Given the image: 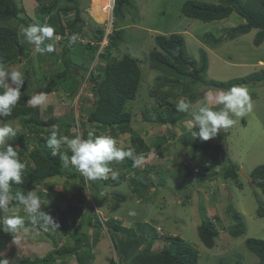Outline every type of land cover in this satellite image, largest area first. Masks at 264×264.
Returning <instances> with one entry per match:
<instances>
[{
  "label": "trees",
  "instance_id": "obj_1",
  "mask_svg": "<svg viewBox=\"0 0 264 264\" xmlns=\"http://www.w3.org/2000/svg\"><path fill=\"white\" fill-rule=\"evenodd\" d=\"M58 1L34 0V16L37 19L42 14L46 15L42 22L55 28V44L62 45V55L61 57L58 56L62 70L50 82H47L46 76H43L44 78L39 80H32V71L25 70V83L21 91L33 90L37 87L38 91L50 96L58 94L60 90H63L67 97H72L84 79L83 74L88 72L87 81L92 84V95L95 97V100L92 103L91 110L87 114L85 123L94 126L98 132L107 133L115 139L118 135L130 134L129 145L123 148H133L136 156L150 153L151 148L156 149L161 147L166 143L171 132L167 131V133L160 137L146 142L131 128L133 116L131 111L126 108V104L128 101L135 99L142 77L139 61L129 55H122L117 58L112 54L113 51L119 49L123 41L121 30L116 29L114 26L112 33L107 37L108 45L100 52L98 43L102 41L104 36V31L101 28H96V35L92 37V41L81 46L79 37L81 26H84L85 22L81 18L79 8L74 0H61L65 2L64 4H59ZM27 3L30 2L27 0ZM122 6L125 7L122 9ZM133 9H136V6L131 0H115L113 17L123 20L124 16L122 12L126 11L134 14ZM73 12L75 14L74 20L66 22L62 20V18L67 17ZM179 13L184 18V21H199L204 24L222 21L233 14H237L243 19V24L235 28L225 29L220 37H215L209 31L201 34L200 41L207 47L215 48L225 40H234L248 34L252 30H257L253 40L254 46L258 47L264 42V0H217L216 3L186 0L181 4ZM21 14L22 8H19L16 0H0V65L16 64L21 59L19 55L21 44L16 28L21 24L28 26V23H30L29 20L21 18ZM11 23H16V26H11ZM73 35L78 37L74 43L70 41V36L72 37ZM154 40L156 49L148 53V61L151 70L158 74L155 88L160 90V95L158 94L160 97L155 98L158 109L155 110L154 118L148 111L142 113L144 120L151 124L168 126L170 128H176L180 125L183 122L182 120L188 117V115L177 111V100L183 99L193 104L197 96L193 93L192 88L197 84H209L217 88L230 89L233 86H242L254 81L264 80V69L262 68L252 75L228 82L206 81L208 55L205 50L200 49L198 60L191 57L187 52L184 37L180 33L156 35ZM80 49H83L84 52L81 53ZM95 56H97L98 62L103 64V67L99 68L100 71L96 74L93 70L89 69V65ZM75 70L80 72L79 76L74 75ZM164 88L167 90H164ZM2 91L0 89V92ZM28 99H30L29 96L25 98L21 96L17 105L13 108L11 116L0 117V124L13 123L24 131L17 132L16 137L9 141V145L18 150L21 161L26 164L23 183L13 185L12 191H24L25 193L36 191L41 197L43 210L53 217L54 221L59 225V229L44 231L43 229L29 227V233L32 235L35 234L33 231H38L47 237L48 241H50L48 242L49 244L52 241L50 251L42 256L35 254V252L29 254L25 252L13 253L11 251L10 258H6L5 253L8 251L7 247L12 236L0 231V260L6 259L8 264H95V254H93L92 249L96 245V240L91 242L87 234V229L91 225V216L88 215L85 220L83 218L87 213H91L95 217L97 227L100 228L101 222L95 211L96 205L83 199L78 201L71 209H66V200L72 197L73 194L77 196L82 195L83 197L90 194V200L98 204L96 210H100L104 208V201L106 200L113 199L122 204L128 200L127 192L122 193L120 190H115L118 186L121 187L123 182L130 183L134 192L142 199L145 198L143 191L148 192V185H151L154 181H158L159 183L161 181H152L151 178L147 177V173L145 176V169V171L133 170V161L127 158L124 162H121L124 164L118 177L113 178V176H110L101 181L85 180L72 166H64L59 154L53 156L52 150L46 144L53 125H58L63 133L66 134L76 125L73 110L63 117L53 118L49 116L47 119H43L40 107H32L27 103ZM168 99H173L174 104L171 103L172 101L169 102ZM163 106L166 107L162 109ZM83 126L84 123L80 127L83 129ZM88 132L87 129L82 130L85 139ZM94 134L96 135L97 132H94ZM228 134L229 129L220 130L216 136L217 140L218 138L221 140ZM181 144L188 149V155H191L189 157V164L185 166L186 169L183 171L184 176L191 178L194 184L213 181L219 175L224 180L231 179L235 182L239 168L230 163V161H227L223 145H211L205 141H201L199 138L184 139L181 141ZM61 151L63 152V150ZM113 163L119 164L112 162L109 164V167ZM192 165L199 168V174H192ZM152 166L147 167H151L152 169ZM217 166L220 167V171L218 172L215 170ZM123 170H126L127 173L125 174ZM131 171L134 173L128 180L127 176ZM147 172L153 173L150 169ZM55 177L70 180L71 183H66L65 188H61L63 190H60L59 187L56 189L53 186L47 185L46 182ZM146 177L151 180L148 185L144 184ZM250 177H252L254 185L257 186L264 196V165L256 167L250 174ZM41 187H45L46 190H42L43 188ZM57 192L63 197H60ZM45 193L57 195V203L59 205H46L44 199L45 197L49 199V196ZM186 199L188 198L184 199L185 202ZM131 200L133 199L131 198ZM135 205L137 204L135 203ZM16 206L17 203L13 200L10 203V208H16ZM71 212L72 217L70 216ZM257 213L260 217L264 216L263 209H259ZM15 214L22 215L21 211ZM230 217L235 223L234 226L227 229L228 235L233 238L245 235L246 229L242 223L240 214L234 210H230ZM69 220L70 224L68 223ZM127 220L133 222L136 219L127 218ZM105 225L108 231H112L113 233H120V229L124 233L123 228H126L119 221L111 219L107 220ZM151 230L153 234L152 243L156 238V234L152 228ZM218 234V230L210 220L202 222L197 227L198 238L206 249H212L215 246ZM130 236L138 240L137 235L130 233ZM54 239L58 240V242H55ZM162 239L165 241V244L161 251L150 252L148 248L147 251L137 252L132 257L124 259L123 262L120 259L115 261L111 256H108L106 258L107 262L103 264L198 263V251L184 242L180 237L166 236ZM41 243L38 242L37 244ZM244 245L258 258L259 264H264V239L250 237L245 240ZM13 254H16V256ZM67 258L71 259L70 263L64 261Z\"/></svg>",
  "mask_w": 264,
  "mask_h": 264
},
{
  "label": "rangeland",
  "instance_id": "obj_2",
  "mask_svg": "<svg viewBox=\"0 0 264 264\" xmlns=\"http://www.w3.org/2000/svg\"><path fill=\"white\" fill-rule=\"evenodd\" d=\"M16 1L18 2L19 8H22L21 18L30 21L28 25L47 24L42 22L46 15L42 14L38 16L37 19L35 18L34 0H28L30 3H27V0ZM74 1L79 8L81 18L85 22V25L81 26L79 42L81 40L86 44L92 41V37L96 35V28L103 29L104 33L107 34H104L103 37L109 36L111 31L109 32L107 29L110 28V25L112 28L115 26L116 29L121 30L123 41L119 49L113 51V56L119 58L122 55H129L140 62L141 84L135 99L128 101L126 108L131 111L133 116L131 128L146 142L160 137L165 129V127L146 122L142 115L144 111H148L154 118L155 112H153V107L156 104L154 103V99L160 97V90L155 88L158 74L151 70L148 61V53L156 49L154 40L156 35L170 34L178 29L179 26H182V29H186L189 35L182 36L184 37L188 54L198 60L200 49L207 52L208 70L205 75L206 81L228 82L233 79L252 75L262 68L264 69V42L258 47H255L253 44L257 30H252L248 34L234 40H225L215 48L207 47L200 41L201 34L207 31L213 33L215 37H220L225 29L235 28L243 24V19L237 14H233L227 19L219 22L204 24L199 21H184V18L179 13V8L186 0H131L136 6V9H133L135 13L130 14L126 11L122 12L124 16L122 20L112 17V0H102V4L100 2V5L97 4L98 0H94L93 3H91L92 0ZM198 1L216 3L217 0ZM58 2L59 4L65 3L61 0ZM104 3H106L108 7L104 6ZM100 7L103 9H100ZM124 7L125 6H122V9ZM74 18L75 14L73 12L67 17L62 18V20L66 22L72 21ZM96 20H99V23L96 22ZM13 25L16 26V23H11V26ZM24 27H27L26 24H21L16 28L21 44L19 52L21 59L19 63L6 65V70L20 71L24 76L25 70H31L32 80L42 79L44 78L43 76L47 77V82L54 80L57 73L62 70L60 61L58 60V56L61 57L62 55V45L59 46L55 44L54 52L41 54L33 50L35 45H29L21 35V29ZM112 28L111 30H113ZM106 39L105 37L104 40ZM81 44V46H84L83 43ZM80 52H84L83 49H80ZM102 67L103 64L98 62L97 56L94 57L89 65V69L93 70L95 74L98 73L100 71L99 68ZM74 75L79 76L80 72L75 70ZM83 75L84 79L81 81L78 89L79 101H77L76 98L67 97L61 93L63 90H60L59 94L56 93L48 96L46 103L39 106L43 119H47L49 116L53 118L63 117L73 110L76 125L70 129L72 134L69 135L64 133L70 137L78 132L76 127L81 126L82 123H84L83 129L88 130L91 127L85 123V120L88 112L92 108L95 97L92 96V84L87 81L88 72ZM242 86L246 87L249 92L252 110L246 112L242 117L232 115L231 118L234 123L228 128L229 134L221 140H219V138L217 140V137H214L205 141L211 145H223L227 161H230V163L239 168L235 182L231 179L224 180L221 175H219L213 181H204L194 184L191 178L184 176L183 171L186 169L185 166L189 164L185 165L184 163H186L188 157L191 155L180 156V152L187 154L188 149L181 146L179 142L184 139H192L191 132L187 125L189 118L185 117V122L178 125L176 128H172L176 134H174L168 144H166L169 148H175V158L177 160L182 159L181 162L178 163L176 167L173 166L172 171L167 172L166 170H162L159 175L155 174L156 168L154 166H152V169L151 167H147L145 171V176L147 173V177L151 178L152 181L158 178L161 181L160 187H155L157 192L151 193L149 197H145L142 205H135V200H131L129 196L131 193L127 194L129 198L124 204L116 202L113 199L106 200L104 202L108 203V209L105 213H101L102 215H98L100 217L99 221L102 224L101 228L97 227V222H91L90 226L93 233L92 235L90 234V241L93 242L96 240V245L92 249L93 254H95V260L97 259L95 261L96 264H99V262L101 264L107 262L106 258L108 256H111L115 261L120 259L123 262L125 257L130 258L137 252L147 251L153 237L152 231L149 230L145 235L141 232L140 235L143 236L135 240L130 236V233L134 235V230L128 228L132 225L128 224L129 221L127 220V218H132L143 223L145 216L149 218L145 221L146 226L154 229L159 226L164 236H178L184 242L195 248L199 253L197 264H259L258 258L245 247L244 242L250 237L264 239V216L260 217L257 213L259 209L264 210V196L256 185L250 184L248 180L240 174V171L250 176L256 167L264 165V80L254 81ZM21 89H23V87ZM164 90L167 89L164 88ZM217 90L228 89L217 88L209 84H197L194 86L192 91L197 94V98L192 104L193 110H198L200 106L207 103V93L210 91L215 93ZM39 93L41 92L35 87L33 90L21 91V96L24 98L29 96L31 98L33 95ZM177 101L179 102L180 100ZM59 102H62V105H60ZM211 106L213 110H218L222 107L214 104ZM8 124L16 128L17 132H24L18 125L13 123ZM85 124L87 125L85 126ZM80 131H82L81 128ZM183 133L186 134L184 137ZM129 136V134L119 135L117 137L118 145H127L129 143ZM9 141H7V144H9ZM61 150L67 151L64 146H62ZM172 162L174 161H170V163ZM226 164L228 165V163ZM119 165H121V169L119 170H122V163ZM149 169L154 172H147ZM215 170L218 172L220 168L215 167ZM147 177L144 180V184L148 185L151 180L147 179ZM154 182H156L154 184L159 183L158 181ZM46 183L47 185L53 186V188L57 189L59 187L60 190H63L61 188H65L67 185L66 183H71V181L55 177L48 180ZM150 187H153L152 184ZM41 188H43L42 190H46L45 187ZM127 189L126 184H123L120 188H116L115 190L126 193ZM145 192L146 191H143V193ZM45 194L49 196V199L46 197L44 199L46 205L53 206L58 204L57 195ZM57 194L63 197L60 193L57 192ZM73 195L76 196L75 194ZM87 197L88 195L84 196V199L87 200ZM185 198H189V201L185 202ZM177 201H179V203ZM83 204L85 203L83 202ZM68 208H71V202L67 199L66 209ZM230 210H234L240 214L242 223L246 229L245 235L236 238L228 235L227 229L234 226L235 223L230 217ZM19 211H21V216L25 215L22 208ZM72 212L70 214L71 217ZM130 212H135V215H130ZM2 215L7 214L0 212V216ZM88 215L92 214L87 213L83 219L85 220ZM115 216H123L126 220L124 222L126 228H123L124 233L123 230L120 229V233H123V238L119 237L120 233L108 231V236L111 239L110 241L106 236L107 234H105L107 233L106 226L103 224L105 223L104 219L109 218L115 220ZM207 220L212 221L219 233L215 241V246L212 249H206L197 235V227ZM68 223L70 224V220ZM33 232L35 233L33 235L31 233L26 236L22 234L18 244H14L11 239L5 257L10 258V254H12L11 251L13 253L25 252L29 254L35 252V254L40 256L50 251L52 241L51 244H49L48 242L50 241H48L43 233L40 234L38 231ZM155 239H158V236H156ZM101 240L103 241L101 242ZM37 241H46L47 243L36 245L35 242ZM54 241L58 242L56 239H54ZM158 249H160V247L157 245L153 247L154 251ZM14 256H16V254ZM64 261L70 263L71 259L67 258L66 260L64 259Z\"/></svg>",
  "mask_w": 264,
  "mask_h": 264
},
{
  "label": "clouds",
  "instance_id": "obj_3",
  "mask_svg": "<svg viewBox=\"0 0 264 264\" xmlns=\"http://www.w3.org/2000/svg\"><path fill=\"white\" fill-rule=\"evenodd\" d=\"M114 4L115 0H112V17ZM54 33L55 28L48 24H32L21 29V35L25 38L27 43L29 45H35L33 50L41 54H48L55 51ZM105 37H103L102 41L98 43L99 52L108 45V38L104 40ZM77 38L78 37L76 35H73L72 37H70V41L74 43ZM80 42L83 43V45L85 44L81 40ZM24 83V74L22 72L15 70L8 71L6 70L4 65H0V89L3 90L2 92H0V117L11 116L13 108L20 100L21 88L23 87ZM78 89L77 92L71 97L76 98L77 101H79L80 99V97L78 96ZM59 93L60 91L58 92V94ZM63 94L65 95L66 93ZM47 97L48 96L44 93L35 94L27 100V103L35 108L45 104L47 101ZM168 100L169 102L172 101L171 103L174 102L173 99ZM206 100L207 103L200 106L198 110L195 111L193 110V105L183 99H181L176 104L177 111L186 113L190 117V119L187 121V125L189 131L191 132V137L194 139L199 138L201 141H208L216 137L221 129L227 130L228 128H230L234 123L233 119L231 118L232 115L242 117L246 114V112H250L252 110L251 97L247 88L243 86H233L228 90H217L215 93L210 91L206 95ZM59 103L60 105H62V102ZM154 103H156L155 99ZM213 104L220 105L222 107H220L218 110H213V107L211 106ZM165 107L166 106H163L162 109H164ZM153 108V112H155V110L158 109L157 104H155ZM80 128V126L76 127L78 132L70 137L69 135L72 134L70 131L67 133L69 135H65L58 125H53L51 127L50 135L48 136L46 144L47 147L52 150L53 156H56L57 154L60 155V159L62 160L64 166H72L86 180L101 181L109 178L110 176H113V178L118 177L121 171L114 170V167L118 166L121 162H124L126 158L133 161V170L136 171H145L147 169V166L154 165L153 159H155L154 157L156 156V154H152L157 149L151 148L150 153H145L146 156L143 154H139L140 156H136L134 154L135 150L133 148L129 147L125 149L123 147H119L117 138L115 139L107 133L104 134L102 132H98L94 126H91L88 129L89 132L86 139L83 137ZM167 131L173 132L174 129H172V127H165L164 132ZM94 132H97V134L95 135ZM16 135L17 129L14 128L11 124L2 123V125H0V212L9 213L7 215L0 216V231L11 235L12 242L14 244L19 243L22 234L25 236L29 234V227L43 229L44 231H55L59 229V225L54 221L53 217L43 210L41 197L37 194L36 191H28L27 193H25L24 191H12L13 185H20L23 183V174L26 168V164L21 161L18 155V150L7 144V141L13 139L14 137H16ZM169 140L170 139H168V141ZM62 146H64L67 151L62 152ZM149 157H151V159H149ZM112 162H116L119 164L113 163L112 166L109 167V164ZM123 164L124 163H122V166ZM192 166V174H199V168L194 165ZM216 168L220 167L217 166ZM132 172L133 171L129 172V175L127 176L128 180L132 177L134 173ZM123 184L127 183L123 182L121 186ZM128 184L132 188L131 184ZM157 184H154V186ZM154 186L153 188L156 187ZM148 187V191L152 189L150 185H148ZM133 193L135 196H129L135 200V203L137 202V205H142L144 202V200L142 199L144 198L141 199V197H139L137 193ZM127 194H129V192H127ZM144 194L145 197H149L148 193ZM13 200L17 203L16 208H10V203ZM87 200H89L91 204H95L96 206L98 205L90 200V194L88 195ZM96 206L95 211L98 215L101 213H105V211L108 209V203L106 202L103 209L96 210ZM21 208L25 215L21 216L15 214ZM129 214L135 215V212H130ZM90 216V221H94L96 223L95 217H93L92 215ZM115 218V220L119 221L123 227H126L125 225H123V223L126 221L123 217L115 216ZM122 219H124V222ZM148 219L149 218L145 216L143 223L135 220L131 222L130 225L132 226L128 228L133 229L134 235H136V226L139 224L146 225L145 221H147ZM26 221L28 222L27 224ZM104 221L106 222L107 219H104ZM103 225H105V223ZM149 228L151 229V227ZM71 229L73 230V228ZM152 229L154 230V228ZM155 229H158L160 235L158 239L154 240V242L156 240H163V237L169 236H164L162 229L159 226H157ZM106 232V236L108 237V239H110L108 236L107 227ZM92 233V228L90 226L87 229V234L90 237ZM119 236L122 237L123 233H120ZM163 242L165 244L164 240ZM162 248H160L159 251H161ZM0 264H8V261L6 259L0 260Z\"/></svg>",
  "mask_w": 264,
  "mask_h": 264
},
{
  "label": "crops",
  "instance_id": "obj_4",
  "mask_svg": "<svg viewBox=\"0 0 264 264\" xmlns=\"http://www.w3.org/2000/svg\"><path fill=\"white\" fill-rule=\"evenodd\" d=\"M93 1L94 0H92V2L91 3H93ZM106 1V0H105ZM100 2H101V4H102V0H98L97 1V4L98 5H100ZM107 3V2H106ZM106 3H104L103 5L104 6H107V4ZM99 7V6H98ZM108 7V6H107ZM106 7V8H107ZM100 9H103V8H101L100 7ZM96 22H98L99 23V20H96ZM171 33H180L181 35H189V33H187V31H186V29H181V26H179L178 27V29H176V30H174L173 32H171ZM170 33V34H171ZM185 33V34H184ZM164 35H169V33H166V34H164ZM193 35H194V33H193ZM192 36V35H191ZM199 41V40H198ZM260 63V62H259ZM165 133H167V132H162L161 134H165ZM174 134H176V133H174V131L173 132H171V134H169V138L168 139H171L172 138V135H174ZM186 134L185 133H183V137L185 136ZM188 135V134H187ZM168 140L166 141V143H164L160 148H156L157 150L156 151H154V153L152 154V155H155L156 154V156L154 157L155 159H153V163H154V167L156 168V173L155 174H158L159 175V173H160V171H162V170H166L167 172H170V171H172V167L174 166V167H176L177 166V164L178 163H180L181 162V160H177L176 158H175V156H176V154L174 153V150H175V148H169V147H167L166 146V144H168ZM180 143V145L182 146V144H181V142H179ZM129 145V143L127 144V145H124V146H119V147H126V146H128ZM178 149V148H177ZM184 155H186V156H188V152H187V154H185V153H182V152H180V156H184ZM149 159H151V157H149ZM170 161H174V162H172V163H170ZM170 163V164H169ZM185 165H187L188 164V159H187V161H186V163H184ZM121 171V170H120ZM159 180V179H158ZM72 184H74V183H72ZM152 184V186H154V183L152 182L151 183ZM160 185H161V183H158L157 185H155L156 187H160ZM126 186H127V190H126V192H131V195H133V196H135L134 195V190H133V188L131 189V187L129 186V184L127 183L126 184ZM154 186V187H155ZM118 187H120V186H118ZM117 187V188H118ZM151 191V192H150ZM157 192V190H155V188H153L152 187V189H150L148 192H145V193H148V196L150 195V193H156ZM133 193V194H132ZM77 196V195H76ZM74 197V195L72 196V197H69V199H68V201H70L71 202V207L72 206H74V205H76L77 204V202L78 201H81V200H83V198H82V195H79V196H77V197ZM186 201H189V198L188 199H186ZM74 202V203H73ZM143 202V201H142ZM178 203H179V201H177ZM137 203V202H136ZM144 203V202H143ZM71 209V208H70ZM117 218V217H116ZM121 219V218H120ZM107 220H109V218H107ZM123 220V222H124V219H122ZM128 224H131V222H129ZM123 225H125L124 223H123ZM141 224H139V225H137L136 226V229H135V232H136V235H137V237H138V239H140V237L141 236H143V235H140V233L142 232L144 235L146 234V233H148V231L149 230H151L148 226H146V225H141ZM152 231V230H151ZM154 233H155V230H154ZM156 234V233H155ZM120 238H123L124 236H119ZM103 240H101V242H102ZM46 242V241H45ZM45 242H42L43 244L45 243ZM37 243H38V241L37 242H35V244L37 245ZM163 244H164V242H163V240H156L155 242H152L151 244H150V246H149V251H154L153 250V247L155 246V245H157V246H159L160 248H162V246H163ZM35 247V246H34ZM160 249H158V250H155V251H159ZM127 257H125V259H126ZM97 260V259H96ZM95 260V261H96ZM99 264H100V262H99Z\"/></svg>",
  "mask_w": 264,
  "mask_h": 264
},
{
  "label": "bare ground",
  "instance_id": "obj_5",
  "mask_svg": "<svg viewBox=\"0 0 264 264\" xmlns=\"http://www.w3.org/2000/svg\"><path fill=\"white\" fill-rule=\"evenodd\" d=\"M111 28H112V27H111V25H110V28H108L107 31H109V32L111 31V33H112ZM112 29H113V28H112ZM104 34L107 35L106 33H104ZM69 35H70V33H69ZM70 37H71V36H70ZM106 38H107V37H106ZM69 42H70V41H69ZM61 93H64V92H61ZM196 95H197V94H196ZM188 118L190 119L189 116H188ZM182 121L185 122L186 119H183ZM180 122H181V121H180ZM183 122H182V123H183ZM182 123H181V124H182ZM178 124H179V123H178ZM167 127H168V126H167ZM118 136H119V135H118ZM114 168H115L116 171H118V170L121 168V165L115 166ZM121 171H122V170H121ZM123 172H124L125 174L127 173L126 170H123ZM152 172H154V171L152 170ZM132 173H133V172H132ZM79 174H80V173H79ZM80 175H81V174H80ZM148 178H149V177H148ZM85 180H86V179H85ZM157 180H158V179H157ZM82 198L84 199L83 196H82ZM87 198H88V197H87ZM187 202H188V201H187ZM154 230H155L156 236L159 237L160 232L158 231V229H154Z\"/></svg>",
  "mask_w": 264,
  "mask_h": 264
},
{
  "label": "water",
  "instance_id": "obj_6",
  "mask_svg": "<svg viewBox=\"0 0 264 264\" xmlns=\"http://www.w3.org/2000/svg\"><path fill=\"white\" fill-rule=\"evenodd\" d=\"M240 174L248 180L250 184H253V179L249 175L245 174L243 171H240Z\"/></svg>",
  "mask_w": 264,
  "mask_h": 264
}]
</instances>
